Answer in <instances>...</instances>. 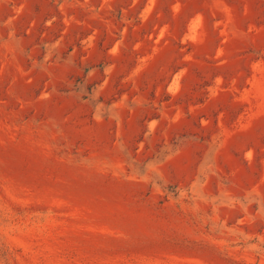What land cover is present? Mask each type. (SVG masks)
Masks as SVG:
<instances>
[{"label": "rangeland", "instance_id": "1", "mask_svg": "<svg viewBox=\"0 0 264 264\" xmlns=\"http://www.w3.org/2000/svg\"><path fill=\"white\" fill-rule=\"evenodd\" d=\"M0 264H264V0H0Z\"/></svg>", "mask_w": 264, "mask_h": 264}]
</instances>
